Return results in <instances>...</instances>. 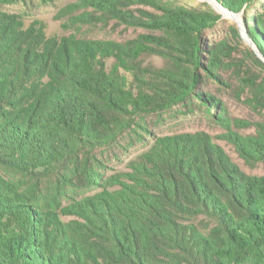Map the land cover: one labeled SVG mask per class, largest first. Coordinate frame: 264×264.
<instances>
[{"label": "trees", "instance_id": "1", "mask_svg": "<svg viewBox=\"0 0 264 264\" xmlns=\"http://www.w3.org/2000/svg\"><path fill=\"white\" fill-rule=\"evenodd\" d=\"M217 1L246 11L264 57V0ZM47 2L0 0V264H264V173L205 131L159 135L147 120L197 96L226 121L224 99L201 89L225 52L202 62L219 16L78 0L55 14L65 33L49 36L24 21ZM110 24L149 32L95 34ZM262 115L253 135H230L249 165L264 163Z\"/></svg>", "mask_w": 264, "mask_h": 264}, {"label": "rangeland", "instance_id": "2", "mask_svg": "<svg viewBox=\"0 0 264 264\" xmlns=\"http://www.w3.org/2000/svg\"><path fill=\"white\" fill-rule=\"evenodd\" d=\"M78 0H49L46 4L39 5L35 3L29 8L30 16L24 19L25 24L29 25L38 21L44 25L47 35L62 36L65 31L62 28V20L56 19L57 10L68 3ZM162 4L170 6H186L207 10L219 17H212L203 31L202 62L207 65V59L210 60L212 52L224 47L225 52L221 55V61H218L213 71L205 70L203 73L204 83L201 89L210 94L221 96L226 104V121H216L205 114L200 108H209L215 106L213 102L206 101L204 97L193 96L186 102L169 101L165 107L150 115L147 120L150 128L157 134H173L180 132L205 131L210 134L213 140L224 147L231 158L241 166L242 169L251 174H263L264 163L257 162L249 165L240 156L230 135L240 134L250 136L255 133V126L263 117L264 112V91L257 90L264 87V57L250 36L249 28L251 22L244 9L234 12L224 7L215 0L220 8L226 9L231 16H225L218 6L214 5V0H158ZM136 8L162 12L160 9L151 5H138ZM211 8L212 10L210 11ZM254 10H256L254 8ZM98 36H107L118 40H125L135 37L139 33H147L144 27H125L119 25L113 27L112 24L107 28H98L95 31ZM93 33V31H91ZM222 53V52H220ZM156 65H162L163 60L160 57L149 56ZM147 60V61H148ZM198 93L200 90L197 91ZM139 149V148H138ZM137 151L135 154L139 153Z\"/></svg>", "mask_w": 264, "mask_h": 264}, {"label": "bare ground", "instance_id": "3", "mask_svg": "<svg viewBox=\"0 0 264 264\" xmlns=\"http://www.w3.org/2000/svg\"><path fill=\"white\" fill-rule=\"evenodd\" d=\"M214 5L215 6H218V4H216V2L214 1ZM219 7V6H218ZM220 8V7H219ZM221 9V11L224 13V15L225 16H231L232 14L231 13H229L226 9H224V8H220Z\"/></svg>", "mask_w": 264, "mask_h": 264}, {"label": "water", "instance_id": "4", "mask_svg": "<svg viewBox=\"0 0 264 264\" xmlns=\"http://www.w3.org/2000/svg\"><path fill=\"white\" fill-rule=\"evenodd\" d=\"M208 1H210V0H208ZM215 1V0H214ZM218 2V1H217Z\"/></svg>", "mask_w": 264, "mask_h": 264}]
</instances>
